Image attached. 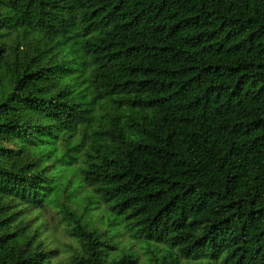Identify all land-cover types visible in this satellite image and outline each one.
Instances as JSON below:
<instances>
[{"label":"trees","instance_id":"trees-1","mask_svg":"<svg viewBox=\"0 0 264 264\" xmlns=\"http://www.w3.org/2000/svg\"><path fill=\"white\" fill-rule=\"evenodd\" d=\"M85 186L153 264H264V0H0V264L135 263Z\"/></svg>","mask_w":264,"mask_h":264},{"label":"rangeland","instance_id":"rangeland-1","mask_svg":"<svg viewBox=\"0 0 264 264\" xmlns=\"http://www.w3.org/2000/svg\"><path fill=\"white\" fill-rule=\"evenodd\" d=\"M74 207L83 220L92 221L100 230L106 231L117 244L116 254L130 253L136 262L132 264H153L155 259L162 260L175 255L166 243H160L153 239H145L136 233V229L129 228L124 215L116 214L110 210L109 204L94 194L91 187L85 186L74 195ZM180 264H221L209 258L200 260L182 259Z\"/></svg>","mask_w":264,"mask_h":264}]
</instances>
